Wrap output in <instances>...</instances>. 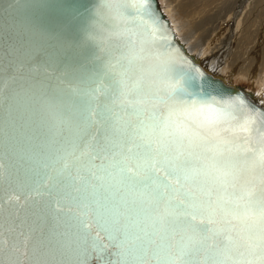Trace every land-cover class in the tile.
<instances>
[{"label":"water","instance_id":"water-1","mask_svg":"<svg viewBox=\"0 0 264 264\" xmlns=\"http://www.w3.org/2000/svg\"><path fill=\"white\" fill-rule=\"evenodd\" d=\"M0 264H264V98L160 0H0Z\"/></svg>","mask_w":264,"mask_h":264},{"label":"rangeland","instance_id":"rangeland-1","mask_svg":"<svg viewBox=\"0 0 264 264\" xmlns=\"http://www.w3.org/2000/svg\"><path fill=\"white\" fill-rule=\"evenodd\" d=\"M160 1L192 53L202 50L205 66L211 60L220 65L212 71L264 98V0Z\"/></svg>","mask_w":264,"mask_h":264},{"label":"bare ground","instance_id":"bare-ground-1","mask_svg":"<svg viewBox=\"0 0 264 264\" xmlns=\"http://www.w3.org/2000/svg\"><path fill=\"white\" fill-rule=\"evenodd\" d=\"M210 43V42H209ZM189 49V48H188ZM189 51L192 53L193 52V49H189ZM193 54V53H192ZM198 54V53H197ZM196 55V54H195ZM203 54H202V50L199 52V55H197V57H201ZM221 56V55H220ZM218 57V56H217ZM222 60V59H221ZM218 61V60H217ZM218 63V62H217ZM219 64H221V63H219ZM222 65V64H221ZM206 67L208 68V69H211V70H218L219 68H220V65H217L216 63H214V62H211V60L208 62L207 61V65H206Z\"/></svg>","mask_w":264,"mask_h":264}]
</instances>
